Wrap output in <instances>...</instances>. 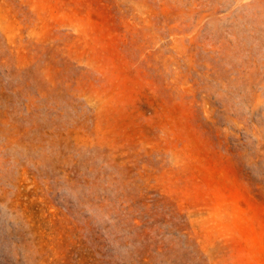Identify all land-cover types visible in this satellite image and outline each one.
<instances>
[{
  "label": "rangeland",
  "instance_id": "1",
  "mask_svg": "<svg viewBox=\"0 0 264 264\" xmlns=\"http://www.w3.org/2000/svg\"><path fill=\"white\" fill-rule=\"evenodd\" d=\"M0 264H264V0H0Z\"/></svg>",
  "mask_w": 264,
  "mask_h": 264
}]
</instances>
